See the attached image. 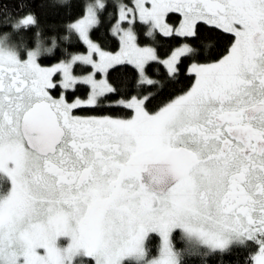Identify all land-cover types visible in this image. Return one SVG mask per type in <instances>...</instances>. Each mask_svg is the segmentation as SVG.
I'll use <instances>...</instances> for the list:
<instances>
[{
    "label": "snow or ice",
    "instance_id": "6c2138e0",
    "mask_svg": "<svg viewBox=\"0 0 264 264\" xmlns=\"http://www.w3.org/2000/svg\"><path fill=\"white\" fill-rule=\"evenodd\" d=\"M45 7L0 0V264H264V0Z\"/></svg>",
    "mask_w": 264,
    "mask_h": 264
},
{
    "label": "trees",
    "instance_id": "16d2710c",
    "mask_svg": "<svg viewBox=\"0 0 264 264\" xmlns=\"http://www.w3.org/2000/svg\"><path fill=\"white\" fill-rule=\"evenodd\" d=\"M47 2V0H45ZM83 0H71L72 7L68 9H62V8H53V7H45L42 8V18L45 24L48 25H55L56 28L62 29L65 27V25L69 22H71L72 17L77 16L80 12V6L82 4ZM37 3L40 4L41 0H37ZM173 20L176 19L175 16L172 17ZM103 30H101L98 35H103ZM208 44L211 45V47L208 49V52L211 53L213 51H223L225 47V41L220 39H213L210 38L208 41H206ZM159 51L162 56L166 57L173 49H175L176 46L179 45V42L177 40L173 39H168V38H161L159 40ZM74 50H83V47L77 43V47ZM188 61L184 60L182 58V64H187ZM159 71L161 74H163L164 69L159 68ZM113 76L116 77L119 80H126L129 77V72L126 71L123 68H119L118 70H115L113 72ZM191 83V77L188 76L186 73L182 72L181 76L179 77V82L169 86L165 91H164V97H168L170 95L178 93L181 89L186 88L189 86ZM163 98V97H162ZM159 101H157L158 103ZM80 114H85V115H99L101 113H94V112H87V111H82ZM113 115H120V116H127L129 113L121 110V109H116L113 110L112 113ZM175 235V243L178 248L184 246V242L180 239L179 234H174ZM158 239L153 238L152 242L150 243L149 247L151 250V254H155L158 248ZM240 261V254H236L235 257L229 258V264H239ZM210 264H218V261L216 260H211Z\"/></svg>",
    "mask_w": 264,
    "mask_h": 264
},
{
    "label": "rangeland",
    "instance_id": "374dc122",
    "mask_svg": "<svg viewBox=\"0 0 264 264\" xmlns=\"http://www.w3.org/2000/svg\"><path fill=\"white\" fill-rule=\"evenodd\" d=\"M176 47H179V45H178V46H176ZM176 47H175V48H176ZM173 50H175V49H173ZM173 50H172V51H173ZM172 51H171V52H172ZM171 52H170L168 55H170V54H171ZM158 244H159V243H158ZM157 251H158V248H157ZM157 251H156V253H155V254H152V255H153V256H154V255H156V254H157Z\"/></svg>",
    "mask_w": 264,
    "mask_h": 264
}]
</instances>
